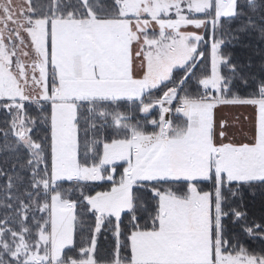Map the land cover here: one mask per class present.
<instances>
[{"label": "snow or ice", "instance_id": "1", "mask_svg": "<svg viewBox=\"0 0 264 264\" xmlns=\"http://www.w3.org/2000/svg\"><path fill=\"white\" fill-rule=\"evenodd\" d=\"M252 37L264 0H0V264H264L234 206L264 189V53L224 51Z\"/></svg>", "mask_w": 264, "mask_h": 264}, {"label": "trees", "instance_id": "2", "mask_svg": "<svg viewBox=\"0 0 264 264\" xmlns=\"http://www.w3.org/2000/svg\"><path fill=\"white\" fill-rule=\"evenodd\" d=\"M241 3H243V0H241ZM229 26L226 25V29ZM231 27H235V25L231 26ZM245 44L250 45L249 47H244L242 45H235L233 46V44L229 43L226 44L224 47V51L225 53L230 52L233 56V59L238 63V64H245V62L247 63L248 58L250 56H252L253 58V65H258L260 64V54L264 53V43L259 42L255 37L252 38H246L244 41ZM246 49L250 50L252 52V54H247ZM256 50V54H253V50ZM200 69H197V74H199ZM0 120H2V115H0ZM0 126H3L2 124H0ZM3 144V141L0 140V145ZM25 157L21 156L20 157V161L21 163L24 161ZM7 160V163H5V161ZM16 162V157L13 153L8 152V151H0V167H3L5 169V171L11 172L12 170V165L13 163ZM17 170L20 169V165L17 164L16 165ZM22 175H27V173L22 172ZM5 177H0V185H2L5 181ZM250 196H252L253 201L254 200H258V201H264V189H255V190H249V189H244L241 193L240 196L235 198V202H234V206H238L241 208L242 211H245L248 214V209L251 203H249L250 201ZM262 197V198H261ZM251 207V206H250ZM5 210L4 209H0V215L3 214ZM249 220H256L259 221L262 218L259 216H249L248 215ZM229 228L232 229V225L231 222H229ZM234 231L239 232V229H232ZM241 239L243 240V242L245 243V245L248 247V249L250 251H255L257 253H259L261 250H264V240H260L259 238H257L256 240H250L248 238H246L245 236H241ZM104 240L103 237L101 238V243L103 244ZM106 243V241L104 242Z\"/></svg>", "mask_w": 264, "mask_h": 264}, {"label": "crops", "instance_id": "3", "mask_svg": "<svg viewBox=\"0 0 264 264\" xmlns=\"http://www.w3.org/2000/svg\"><path fill=\"white\" fill-rule=\"evenodd\" d=\"M189 30L196 31L195 29ZM250 114V110L242 108L225 109L223 113V115L227 117L230 124L233 126L232 131L236 132L238 139L243 138L244 133H246L248 130V120L246 117H249ZM241 129H243V131H241Z\"/></svg>", "mask_w": 264, "mask_h": 264}, {"label": "rangeland", "instance_id": "4", "mask_svg": "<svg viewBox=\"0 0 264 264\" xmlns=\"http://www.w3.org/2000/svg\"><path fill=\"white\" fill-rule=\"evenodd\" d=\"M13 4L16 6L17 10H19V7L20 5L24 2V0H12ZM247 51V54H252V52L248 49H246ZM246 64V62H245ZM259 69V66L258 65H253V68H252V71L253 72H257ZM250 198V206H249V209H248V215L249 216H259L261 217L262 219H264V201H258V200H254L253 201V198L252 196L249 197ZM262 198V197H261ZM105 242V241H104ZM103 242V244H104Z\"/></svg>", "mask_w": 264, "mask_h": 264}]
</instances>
